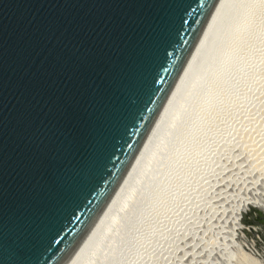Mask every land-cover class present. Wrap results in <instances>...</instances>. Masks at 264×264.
<instances>
[{"label": "water", "instance_id": "1", "mask_svg": "<svg viewBox=\"0 0 264 264\" xmlns=\"http://www.w3.org/2000/svg\"><path fill=\"white\" fill-rule=\"evenodd\" d=\"M219 1L0 0V264L72 260Z\"/></svg>", "mask_w": 264, "mask_h": 264}, {"label": "bare ground", "instance_id": "2", "mask_svg": "<svg viewBox=\"0 0 264 264\" xmlns=\"http://www.w3.org/2000/svg\"><path fill=\"white\" fill-rule=\"evenodd\" d=\"M261 79L264 0H220L140 153L68 264H162L183 212L191 209L196 177L216 163L218 148L247 133L243 125V133H236L240 125L231 123L240 107L247 105L246 112L258 117L263 112ZM244 259L242 264H258L248 255Z\"/></svg>", "mask_w": 264, "mask_h": 264}, {"label": "rangeland", "instance_id": "3", "mask_svg": "<svg viewBox=\"0 0 264 264\" xmlns=\"http://www.w3.org/2000/svg\"><path fill=\"white\" fill-rule=\"evenodd\" d=\"M262 90L260 100L263 102L259 108L263 114L258 117L250 114V109L246 112L247 105L245 109L240 107L237 118L231 123L240 125L239 130L234 128L236 133L242 132L243 126V132L247 133L243 138L236 136L239 140L231 141L224 150L218 148L214 153L216 163L208 166V174H200L196 177L198 181L193 182V187L198 185L191 189L194 197L188 198L194 203L192 210L189 209L191 213L188 216L189 210L183 212L180 235L177 231L172 234L174 242L166 249L170 251L162 264H242L245 255L264 264V212L255 210L264 211V185L261 184L264 181V88ZM257 188L259 191L255 192ZM188 193L185 192L187 197ZM253 193L255 196L250 197ZM214 238L215 243L212 240L210 244ZM157 263L161 264L160 260L154 264Z\"/></svg>", "mask_w": 264, "mask_h": 264}]
</instances>
